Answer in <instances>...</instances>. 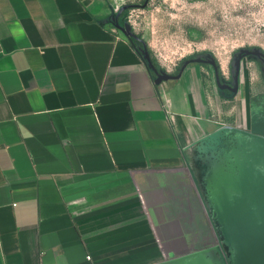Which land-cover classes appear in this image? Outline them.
<instances>
[{
    "label": "crops",
    "instance_id": "obj_1",
    "mask_svg": "<svg viewBox=\"0 0 264 264\" xmlns=\"http://www.w3.org/2000/svg\"><path fill=\"white\" fill-rule=\"evenodd\" d=\"M123 3L0 0V264L228 255L207 180L235 127L256 125L244 85L211 94L201 61L155 83L111 21Z\"/></svg>",
    "mask_w": 264,
    "mask_h": 264
},
{
    "label": "rangeland",
    "instance_id": "obj_2",
    "mask_svg": "<svg viewBox=\"0 0 264 264\" xmlns=\"http://www.w3.org/2000/svg\"><path fill=\"white\" fill-rule=\"evenodd\" d=\"M120 9L119 24L130 27L132 39L159 71L177 73L184 62L200 57L213 60L219 72L228 74L239 61L245 91L238 97L256 104L255 126L264 130V62L258 53L245 54L252 49L264 57V0H124L113 13ZM207 72V77L212 76ZM209 81L212 94L216 84L212 78ZM239 146L232 141L230 149ZM256 152L264 158V149ZM245 153L251 156L255 150ZM244 154L242 159L247 157ZM213 243L217 241L211 239Z\"/></svg>",
    "mask_w": 264,
    "mask_h": 264
},
{
    "label": "water",
    "instance_id": "obj_3",
    "mask_svg": "<svg viewBox=\"0 0 264 264\" xmlns=\"http://www.w3.org/2000/svg\"><path fill=\"white\" fill-rule=\"evenodd\" d=\"M122 9L111 21L132 39L130 27L118 21ZM138 51L156 74L155 83L176 78L182 68L192 62H184L174 75L167 74L152 65L143 49L138 48ZM239 68L240 63L236 61V74ZM235 140L240 143V149L226 152L218 164L214 163L207 180V204L215 213L228 255L224 257L213 245L187 256L193 259L190 264H264V158L256 152L264 149V140L260 141L257 136L248 140L236 137ZM249 148L255 150L254 156L244 154ZM243 154L247 156L245 159H242Z\"/></svg>",
    "mask_w": 264,
    "mask_h": 264
},
{
    "label": "flooded vegetation",
    "instance_id": "obj_4",
    "mask_svg": "<svg viewBox=\"0 0 264 264\" xmlns=\"http://www.w3.org/2000/svg\"><path fill=\"white\" fill-rule=\"evenodd\" d=\"M135 44L137 45V47L139 49L141 48L140 44H137L136 42H135ZM246 53L247 54L258 53L260 55H258L257 57L261 61L264 62V57L258 51L250 49V50H246L245 54ZM195 61H201V62H204V63L207 64L208 70H210V73H212V76L210 75L209 79L212 78V80H214V82L216 84V87L219 89V91H220L222 96H224L226 98L233 99L238 94L239 89H240V76H239L240 75V71L238 72V74H236V70L234 68V71L233 72H228V74H226L225 72L221 73L216 68L214 61L209 59V58L197 57L195 59ZM239 70H241V66H240ZM208 73L209 72H207V74ZM155 77H157V76H155ZM246 113H247L246 117L249 120V122L251 120H253L254 122H257V119L259 118L258 117V110L256 109V104L254 105V102H249L248 103V109H247ZM226 127H227V129H232L230 127V125L226 126ZM235 128H236L235 130L238 131L242 136H247L248 138H253L254 136L264 138V130H261V132H259L258 129H257L258 128L257 126L250 127L248 125L247 126L243 125V127H235ZM208 214L210 216V213H208ZM210 220L214 221L211 216H210Z\"/></svg>",
    "mask_w": 264,
    "mask_h": 264
},
{
    "label": "built area",
    "instance_id": "obj_5",
    "mask_svg": "<svg viewBox=\"0 0 264 264\" xmlns=\"http://www.w3.org/2000/svg\"><path fill=\"white\" fill-rule=\"evenodd\" d=\"M162 82V81H161ZM160 82V83H161ZM164 90V88H162ZM164 109H165V113H166V116L167 118L171 121V122H174V114L171 110H169L168 106H169V103L167 100H165V103H164ZM89 257V256H88Z\"/></svg>",
    "mask_w": 264,
    "mask_h": 264
}]
</instances>
